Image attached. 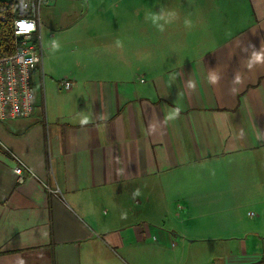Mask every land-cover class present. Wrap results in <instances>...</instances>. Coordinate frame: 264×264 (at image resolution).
<instances>
[{"label":"crops","instance_id":"obj_1","mask_svg":"<svg viewBox=\"0 0 264 264\" xmlns=\"http://www.w3.org/2000/svg\"><path fill=\"white\" fill-rule=\"evenodd\" d=\"M162 8L176 16L161 32ZM43 12L35 112L0 122V264H136L152 240L264 264V0Z\"/></svg>","mask_w":264,"mask_h":264},{"label":"built area","instance_id":"obj_2","mask_svg":"<svg viewBox=\"0 0 264 264\" xmlns=\"http://www.w3.org/2000/svg\"><path fill=\"white\" fill-rule=\"evenodd\" d=\"M16 5L17 13L13 18L15 51L0 55V122L31 117L36 108V95L33 75L42 61V47L33 37L41 24V10L48 0H6ZM2 0H0V6ZM5 14L1 15V19ZM64 88L71 87L70 81L61 83ZM17 181L25 183L30 169L19 162L14 167ZM58 192L59 189H51Z\"/></svg>","mask_w":264,"mask_h":264},{"label":"rangeland","instance_id":"obj_3","mask_svg":"<svg viewBox=\"0 0 264 264\" xmlns=\"http://www.w3.org/2000/svg\"><path fill=\"white\" fill-rule=\"evenodd\" d=\"M79 3L80 2H78L77 6L78 9L81 7ZM43 9L44 7L41 10V17L42 21L45 22ZM141 199L142 198H140V200ZM243 211L244 210L238 212L242 214ZM245 213H247V211H244V214ZM203 223L205 224L203 228H210L212 221L210 219H205ZM173 241V245L170 243L167 246L164 245L162 248L159 247L163 245L160 240H152L147 244H141L138 262L136 264H204L207 259L209 260V264H213V258L210 257L213 245L212 242L196 240L191 243H184L179 240ZM120 255L123 256L122 253H120Z\"/></svg>","mask_w":264,"mask_h":264},{"label":"trees","instance_id":"obj_4","mask_svg":"<svg viewBox=\"0 0 264 264\" xmlns=\"http://www.w3.org/2000/svg\"><path fill=\"white\" fill-rule=\"evenodd\" d=\"M0 6V55L11 54L15 51V38L13 34V18L16 16L17 8L13 3L2 0ZM5 18L1 19V15ZM33 40L37 42V34Z\"/></svg>","mask_w":264,"mask_h":264},{"label":"clouds","instance_id":"obj_5","mask_svg":"<svg viewBox=\"0 0 264 264\" xmlns=\"http://www.w3.org/2000/svg\"><path fill=\"white\" fill-rule=\"evenodd\" d=\"M176 16V13L175 12H165L164 9L162 8L161 9V12L159 14L157 13H150L148 18L152 21L153 25L157 26L158 29L162 32L164 31V25L163 24H160L159 21H164L165 23H171V20L174 19ZM185 26L187 27H190L191 26V22L189 20H185ZM53 51H56V50H59V44L58 42H56L55 40H53ZM117 46H122L121 45V42L120 41H117ZM254 59L256 61H259L261 59V57L259 55H256L254 57ZM252 65L249 64V67H251ZM219 80V77L218 76H213L211 77V80L210 82L215 84L217 83ZM237 82H239L237 80ZM193 87V89L195 88V85H191ZM179 109L176 110L175 112V116H178L179 115ZM89 122L88 118L85 117L83 120H81V124H87ZM138 194V191L134 193V196Z\"/></svg>","mask_w":264,"mask_h":264}]
</instances>
